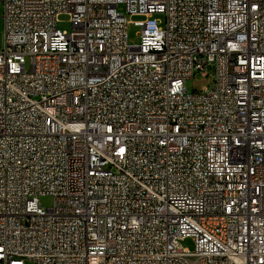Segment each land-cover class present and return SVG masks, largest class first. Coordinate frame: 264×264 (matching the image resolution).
Wrapping results in <instances>:
<instances>
[{"label":"built area","instance_id":"1","mask_svg":"<svg viewBox=\"0 0 264 264\" xmlns=\"http://www.w3.org/2000/svg\"><path fill=\"white\" fill-rule=\"evenodd\" d=\"M0 3V264H264V0Z\"/></svg>","mask_w":264,"mask_h":264},{"label":"rangeland","instance_id":"2","mask_svg":"<svg viewBox=\"0 0 264 264\" xmlns=\"http://www.w3.org/2000/svg\"><path fill=\"white\" fill-rule=\"evenodd\" d=\"M4 8L0 3V48L1 42L4 43L5 38V21H4ZM156 19H163L162 16H155ZM129 21L132 23L143 21L141 18H132ZM58 28L63 32H70L72 30L70 18L68 16H61L58 19ZM141 29L139 27L132 25L128 26V43L130 46H135L139 44V33ZM208 76H204L201 73H197L195 77L191 80H188L186 83V87L190 93L192 92H202L204 88H210L212 84V75L213 72L210 70L207 73ZM55 200L51 196H43L39 198V204L45 210L52 209L54 206ZM184 248L193 251L194 243L191 240H187L183 244Z\"/></svg>","mask_w":264,"mask_h":264}]
</instances>
